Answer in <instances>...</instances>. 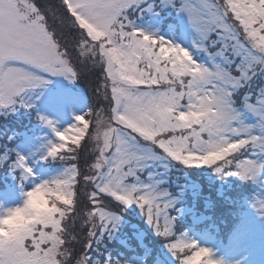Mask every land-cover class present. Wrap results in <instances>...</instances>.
Listing matches in <instances>:
<instances>
[{
  "label": "snow or ice",
  "instance_id": "obj_1",
  "mask_svg": "<svg viewBox=\"0 0 264 264\" xmlns=\"http://www.w3.org/2000/svg\"><path fill=\"white\" fill-rule=\"evenodd\" d=\"M165 2L186 14L192 47L207 54L205 62L135 26L129 12L142 0H60L63 19L79 32L78 55L101 70L97 87L107 107L88 108L62 130L47 115L38 116L57 138L41 158L59 159L64 169L23 193L22 206L0 212V264H121L107 254L102 259L100 244L131 205L176 264H224L177 229L171 214L177 197L150 169L207 162L219 175L252 183L264 174V0ZM49 75L76 80L80 73L47 11L34 0H0V111L31 108L26 98L44 88ZM84 141L91 156L82 170ZM0 166L19 170L21 186L33 174L19 152L14 158L9 151L0 154ZM36 196L42 210L12 226ZM257 205L264 214V199ZM78 221L85 230L79 252ZM93 244L99 258L84 251Z\"/></svg>",
  "mask_w": 264,
  "mask_h": 264
},
{
  "label": "rangeland",
  "instance_id": "obj_2",
  "mask_svg": "<svg viewBox=\"0 0 264 264\" xmlns=\"http://www.w3.org/2000/svg\"><path fill=\"white\" fill-rule=\"evenodd\" d=\"M42 2V6H40L39 3H37V5L47 11L48 22L50 20L64 21L63 18L55 17L50 12L49 0H42ZM54 2H57V0H54ZM149 8H151V10H149ZM129 18L138 28L153 32L157 36H162L166 40L173 41L174 43L189 48V50L193 52L194 58L199 62H205L207 60L206 53L197 51L192 47L194 33L190 28L186 14L178 12L175 7L166 3L165 0H142L140 5L130 10ZM179 28H181L180 31H178ZM56 31V33H58V39H60L61 36L64 37L65 33L63 29H56ZM213 39H215V36ZM72 47L74 50H76V48L78 49V46L74 45ZM72 56L73 53H69V57L75 62L72 63L76 66L77 71L80 72L81 69L79 66L81 58L79 55L75 58ZM95 67L100 71L99 67ZM46 79H48L49 83L44 88L36 90L26 98V102L32 105L31 108H26L17 104L15 106V111H0V133H5L4 136L0 137V154L9 151L12 156L14 153V140L18 141L22 139L25 133L34 129L35 122L38 120L34 110L35 108L39 114L47 115L49 118L56 121V126L62 130L74 122L75 115L81 114L84 111L86 112L90 107L88 93L83 83L84 78L82 72L81 76L79 75V78L76 80H67L62 76L50 75L47 76ZM75 89H81L83 92L79 93L75 91ZM90 89L91 88H88L87 91L89 92ZM98 102H103L100 107H107V102L101 97L98 99ZM39 105L41 106L39 107ZM87 118L91 119V117ZM249 121H251L250 117ZM49 141L56 142L57 138L48 127L47 133L44 136L33 137L32 135H26V142L21 145L19 152L22 156L27 158V164L32 168L33 174L28 180L23 182V186H21L19 176L16 178L13 176V182L8 183L7 189L0 192V212H4L8 208L22 206L25 198L23 193L31 190L35 184L48 180L63 171L64 166L51 168L43 165L45 159L41 157L45 154V145H47ZM69 142L71 141L67 143L69 144ZM86 146L91 145L86 141ZM174 163L173 165L175 166ZM180 169L184 170L186 168L180 166ZM170 170L171 166L165 171L158 163L150 169V171L154 173H159L157 176L158 179L164 180L162 187L172 192L177 189L172 186L169 188L166 183H168V180L173 182L175 179L181 177V175L178 173L173 174V170ZM194 175L198 176L195 172ZM28 183H32V185L26 189L25 185ZM259 199H264V195H260ZM81 200H84L83 196H81ZM135 218L144 220L138 207ZM79 225L78 221L76 227L78 228ZM75 235L79 242V236H84L85 230H79ZM259 236L260 234L256 235L254 232L245 234L243 238L241 237L238 240L236 246L232 244V250H230L231 247L229 246L223 249L221 245L216 244L209 238L201 237L198 234L192 238H194L200 246L212 249L214 258L224 261V264H264V258L261 263L255 260V255H262L264 253V242L261 243L262 247L256 246L257 248L255 251L253 249L256 242L262 241L257 239ZM78 242L74 246L75 251L77 250V246L80 245ZM129 264H145V262L141 258L135 257Z\"/></svg>",
  "mask_w": 264,
  "mask_h": 264
},
{
  "label": "trees",
  "instance_id": "obj_3",
  "mask_svg": "<svg viewBox=\"0 0 264 264\" xmlns=\"http://www.w3.org/2000/svg\"><path fill=\"white\" fill-rule=\"evenodd\" d=\"M49 1L50 12L55 17L63 18L65 14L60 7V0H57V2H54V0ZM52 26H56V29H63L66 45L73 53L72 57L78 56L77 49L74 50L72 47L76 46V29L73 30V27L66 20H52ZM80 66L86 90L91 88L89 90L91 91L102 83L101 70L96 69L91 59H81ZM90 106L93 109L96 108L92 99H90ZM4 134L0 133V137L4 136ZM20 140H14V144ZM83 143L85 147L81 149L78 161L82 170L85 168V159L91 156V146H86V141ZM69 146H71V142H69ZM62 164L63 162L56 158H50L45 163V165L52 167ZM10 173L11 168L9 166H0V184H5L9 179ZM196 179L187 188L186 197L189 200L182 202L181 205L179 204L178 207H174V210L171 211V214L177 218V229L180 232H184L188 227H192L193 231L202 234L209 232L216 240L228 239L231 229L240 223V214L247 215L251 207H253L255 200H253L252 195L256 191L238 177L219 175L215 173L213 168L208 166L199 167ZM111 207L114 210L117 208L114 203ZM120 215L122 217L121 224L111 238L105 236L100 244L102 259L105 258L103 254H107L113 260L123 262L136 254L142 256L146 264H176L175 258L169 253L165 242L156 236L145 218L140 221L138 218L127 217L123 212ZM75 230L79 231L78 228ZM193 231L190 233L193 234ZM79 237L83 240L84 236ZM81 248L82 245L80 244L77 246L76 251L79 252ZM95 248L96 245L93 244V249L85 252H88V255L93 258H99L94 255Z\"/></svg>",
  "mask_w": 264,
  "mask_h": 264
},
{
  "label": "clouds",
  "instance_id": "obj_4",
  "mask_svg": "<svg viewBox=\"0 0 264 264\" xmlns=\"http://www.w3.org/2000/svg\"><path fill=\"white\" fill-rule=\"evenodd\" d=\"M200 166H207V162H204ZM42 210L41 198L39 196L31 198V204L29 205V211L17 214L9 222L12 226H22L28 222L29 215L38 213ZM196 264H199V261H196Z\"/></svg>",
  "mask_w": 264,
  "mask_h": 264
}]
</instances>
